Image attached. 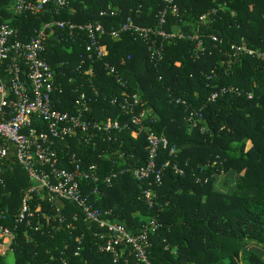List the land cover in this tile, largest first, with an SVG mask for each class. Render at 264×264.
<instances>
[{"label": "trees", "instance_id": "16d2710c", "mask_svg": "<svg viewBox=\"0 0 264 264\" xmlns=\"http://www.w3.org/2000/svg\"><path fill=\"white\" fill-rule=\"evenodd\" d=\"M13 3L0 0V22L14 28L19 41L27 42L47 22L74 25L53 26L41 52L54 74L57 109L75 113L79 107L74 100L84 93L89 106L86 118L122 123L128 115L110 99L121 98L124 92L136 94L135 112L145 110L146 123L166 139L157 165L169 160L181 170L167 166L159 184L135 179L132 169L144 164L146 141L129 122L126 128L112 130L108 139L97 131L88 143L76 135L68 137L57 147L60 166L69 167L66 158L74 152L82 164L96 163L100 176L117 172L110 187L99 183L95 206L110 208L111 221L133 234L148 220H156L159 227L149 234L151 264H262L257 254L245 250L244 241L264 246V59L255 53L233 57L230 46L245 45L264 53V0H172L177 11L168 10L159 28L197 34L201 49L186 37L150 35L145 40L127 32L115 39L103 35L99 58L88 57L87 35L76 25L98 22L110 31L130 16L138 26L157 28L165 2L66 0L58 7L50 0L32 14L13 12ZM212 93L216 96L208 99ZM13 157L10 152L5 165L3 209H15L29 183ZM228 170L238 173L232 193L213 187L216 175ZM146 188L155 192L151 206L144 199ZM61 204L65 223L74 213L79 221L70 228L51 220L48 227L26 229V234L18 225L11 244L14 264H124L97 251L92 235L96 228H87L73 203Z\"/></svg>", "mask_w": 264, "mask_h": 264}, {"label": "built area", "instance_id": "2783aa9c", "mask_svg": "<svg viewBox=\"0 0 264 264\" xmlns=\"http://www.w3.org/2000/svg\"><path fill=\"white\" fill-rule=\"evenodd\" d=\"M50 0H14L13 12L22 14L37 13ZM58 7L66 4V0H51ZM165 7L158 18V27H142L134 24L127 16L118 28L106 30L98 22L76 25L79 31L87 35L85 51L88 57L92 54L96 58L103 55L100 38L108 34L111 38H119L121 33H130L141 39H147L150 35L161 37H186L190 39L197 49H201V40L197 34L183 35L179 32L166 33L161 28L165 24L168 10L176 12L172 0H163ZM201 16L200 19H202ZM67 27L72 29L73 24L63 21H52L42 24L27 42L15 39L16 30L9 24L0 22V192L5 186V165L10 152L15 160L23 168L29 181L22 190L17 207L2 208L0 198V257L12 252V246L18 225L27 230H42L49 226L51 220H57L59 224L65 223L62 214V200L73 203L85 220L87 228L92 230L95 237L96 249L99 252L108 253L112 260L121 261L124 264H151L148 258L150 246L149 234L155 231L159 224L154 219L148 220L137 233H131L126 227L111 221L112 211L110 208L95 206L100 191L99 183L110 187L117 172L109 171L100 176L97 164L89 162L82 164L79 157L71 152L67 155L66 162L69 167L60 166L57 147L59 143L68 137L78 136L85 142L94 131L101 132L108 138L112 130L126 128L127 122L142 131L146 141V160L143 165L132 169V174L137 180H146L148 185L159 184L163 170L171 165L175 172L181 173L176 163L169 160L157 165L159 150L166 146V139L161 134L152 130L146 118L149 114L141 109L135 112L139 103L136 94L124 92L121 98L110 99L112 105L128 115L127 122L106 119L103 122L86 118L85 113L89 110L87 98L80 93L75 98L77 111L70 113L55 107L53 95L56 91L54 74L48 63L41 56L46 32L52 31V27ZM216 41L215 36H211ZM233 54L245 51L248 54H257L264 59V53L242 46L231 45ZM109 73H114V68L108 66ZM115 80L122 86L118 76ZM224 90V89H222ZM236 94L239 91L233 89ZM232 91V88H230ZM216 93H212L208 99H213ZM248 97L250 95L248 94ZM59 148V147H58ZM170 152H173L170 148ZM144 199L148 206L152 205L155 196L150 188L143 191ZM1 196V193H0ZM79 214L71 215V221L65 223L67 227H74L79 221ZM83 233L77 237L80 243ZM77 247L74 255L78 254Z\"/></svg>", "mask_w": 264, "mask_h": 264}, {"label": "crops", "instance_id": "0c3cea01", "mask_svg": "<svg viewBox=\"0 0 264 264\" xmlns=\"http://www.w3.org/2000/svg\"><path fill=\"white\" fill-rule=\"evenodd\" d=\"M146 114H148L145 111ZM238 179V173L234 170H228L223 173L216 175L213 187L224 192V193H232L231 191L234 189L236 181ZM245 250L252 251L260 257L262 264H264V246L254 240H245L244 241Z\"/></svg>", "mask_w": 264, "mask_h": 264}, {"label": "rangeland", "instance_id": "374dc122", "mask_svg": "<svg viewBox=\"0 0 264 264\" xmlns=\"http://www.w3.org/2000/svg\"><path fill=\"white\" fill-rule=\"evenodd\" d=\"M103 46H104V45H103ZM241 46L244 47V48H247L245 45H241ZM242 54L250 55V54H248V53L245 52V51H238L237 53L233 54L232 56H233V57H234V56H240V55H242ZM194 57H195V58H198L199 55H198V54H195ZM175 64L178 65L177 62H176ZM196 122H197V121H196ZM189 125H190V127L193 126V122H192L191 124H189ZM232 145L236 146L237 144H236V143H232ZM250 145H251V142H250L249 140H247V141H246V148L250 147ZM221 173H223V172H221ZM3 263H4V264H14V260H13V254H12V252H8V253L5 255V257L3 258Z\"/></svg>", "mask_w": 264, "mask_h": 264}]
</instances>
